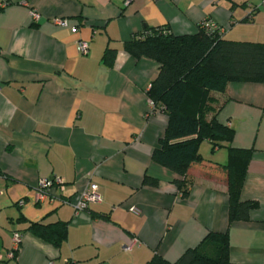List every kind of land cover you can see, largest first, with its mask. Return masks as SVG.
Returning a JSON list of instances; mask_svg holds the SVG:
<instances>
[{
  "label": "crops",
  "instance_id": "crops-1",
  "mask_svg": "<svg viewBox=\"0 0 264 264\" xmlns=\"http://www.w3.org/2000/svg\"><path fill=\"white\" fill-rule=\"evenodd\" d=\"M0 4V264H146L155 254L175 262L210 231L226 230L231 264H264V83H231L213 94L218 119L235 129L232 145L253 150L241 199L259 207L229 225L226 174L217 166L227 162V148L201 144L216 165H194L195 183L183 197L175 174L152 158L168 124L162 110L148 113L160 65L125 48L147 27L191 34L204 20L228 39L264 42L263 0ZM32 10L40 13L36 21ZM58 17L68 25H56ZM80 41H88L87 54ZM108 48L116 50L111 65L103 61ZM51 177L64 178V187L40 198L41 180ZM145 177L159 184L145 185ZM91 183L101 201L76 211ZM56 222L67 223L59 245L29 229ZM14 232L22 241L8 258Z\"/></svg>",
  "mask_w": 264,
  "mask_h": 264
},
{
  "label": "trees",
  "instance_id": "trees-1",
  "mask_svg": "<svg viewBox=\"0 0 264 264\" xmlns=\"http://www.w3.org/2000/svg\"><path fill=\"white\" fill-rule=\"evenodd\" d=\"M256 9L246 19L251 20ZM125 48L138 59L150 58L160 65L148 96L155 109L166 113L168 124L153 151V160L175 174L174 183L186 197L195 183L192 167L203 163L216 165L200 153L201 144L209 141L213 152L226 147L228 160L217 166L226 174L228 223L249 220L259 203L242 200L241 193L253 150L232 145L235 129L231 123L218 119L213 94L225 93L231 83H264V42L228 39L216 22L204 20L191 34H175L170 26L147 27L127 41ZM115 55L116 50L108 48L103 61L111 65ZM144 184L157 186L159 182L145 177ZM66 225L32 223L29 229L59 245L66 238ZM146 264H231L229 233L210 231L177 261L169 262L155 254Z\"/></svg>",
  "mask_w": 264,
  "mask_h": 264
},
{
  "label": "built area",
  "instance_id": "built-area-1",
  "mask_svg": "<svg viewBox=\"0 0 264 264\" xmlns=\"http://www.w3.org/2000/svg\"><path fill=\"white\" fill-rule=\"evenodd\" d=\"M264 3V0H263ZM6 4H0V8L5 6ZM31 16L33 20H38L40 18V13L37 10H32L31 11ZM54 23L59 26H66L68 25V21L66 18H55ZM206 25H211L213 27H216L217 25L215 23L209 24V22H206ZM72 31L76 32L78 30L77 26L71 27ZM79 49L82 54H87L89 50V43L88 41H80L79 42ZM155 110V103L150 99V106H149V112L151 113L152 111ZM66 181L62 177H51V178H45L42 179L40 182V187H39V196L40 198H44L48 196L49 191L53 186H58V187H64ZM101 201V195L98 192V185L96 183H91L90 186L80 194V197L78 201L75 204V209L76 211H83L86 210L91 203H97ZM22 241V234L20 232H14L13 234V239H12V247L11 250L8 254V258H13L17 251L20 248V244ZM136 241V240H135ZM131 246L128 245L126 246V249H130ZM53 264V263H50ZM65 264H78L76 261L73 259H67Z\"/></svg>",
  "mask_w": 264,
  "mask_h": 264
},
{
  "label": "rangeland",
  "instance_id": "rangeland-1",
  "mask_svg": "<svg viewBox=\"0 0 264 264\" xmlns=\"http://www.w3.org/2000/svg\"><path fill=\"white\" fill-rule=\"evenodd\" d=\"M236 2H238V4L240 3V4H242V6L244 5V4H246V2H248V0H235ZM252 1H256V2H259V0H252Z\"/></svg>",
  "mask_w": 264,
  "mask_h": 264
}]
</instances>
